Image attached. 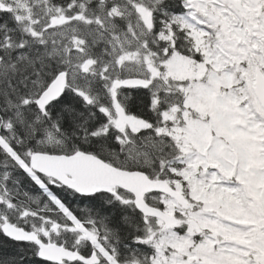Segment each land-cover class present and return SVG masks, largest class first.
I'll return each mask as SVG.
<instances>
[{"label": "snow or ice", "instance_id": "obj_1", "mask_svg": "<svg viewBox=\"0 0 264 264\" xmlns=\"http://www.w3.org/2000/svg\"><path fill=\"white\" fill-rule=\"evenodd\" d=\"M0 264H264V0H0Z\"/></svg>", "mask_w": 264, "mask_h": 264}]
</instances>
